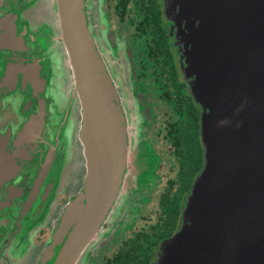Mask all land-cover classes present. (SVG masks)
Segmentation results:
<instances>
[{
    "label": "water",
    "instance_id": "95a60500",
    "mask_svg": "<svg viewBox=\"0 0 264 264\" xmlns=\"http://www.w3.org/2000/svg\"><path fill=\"white\" fill-rule=\"evenodd\" d=\"M157 2L179 81L200 112L203 162L148 264H264V0ZM105 5L0 0V264H88L109 245L99 238L124 199L129 104L136 135L145 105L134 50L110 31ZM26 91L37 111L28 100L25 120ZM75 161L84 172L72 194ZM31 214L51 236L37 256L18 258L14 238L32 248L45 226L27 225Z\"/></svg>",
    "mask_w": 264,
    "mask_h": 264
},
{
    "label": "trees",
    "instance_id": "16d2710c",
    "mask_svg": "<svg viewBox=\"0 0 264 264\" xmlns=\"http://www.w3.org/2000/svg\"><path fill=\"white\" fill-rule=\"evenodd\" d=\"M105 9L117 24L120 37L124 35L134 50L136 76L133 81L140 83L145 79L144 85L157 84L160 87H153L155 100L158 101L157 113H160L156 130L163 141L168 140L172 144L178 156L181 183H171L170 187L174 186L172 192L162 194L160 213L155 217L154 227L148 235L141 238L139 233H132V238L122 242L116 251L113 250L115 247L109 248L112 251L107 256L95 260L102 261L101 264H148L153 247L170 237L175 230L180 202L202 166L200 112L186 93V85L179 82L157 0H106ZM166 105H170L171 110Z\"/></svg>",
    "mask_w": 264,
    "mask_h": 264
},
{
    "label": "flooded vegetation",
    "instance_id": "af4514ba",
    "mask_svg": "<svg viewBox=\"0 0 264 264\" xmlns=\"http://www.w3.org/2000/svg\"><path fill=\"white\" fill-rule=\"evenodd\" d=\"M105 7H106V5H105ZM49 69H50V67L47 65V66H45V68L42 69V71H43V73H47V72H49ZM52 69H54V65H53ZM134 76H136V73L133 75V78H134ZM32 77H35V76H32ZM182 84H184V83H182ZM135 85L138 89V92L141 93L143 96L142 103L145 106H144L142 113H144L146 116L145 112H147L149 110L148 102L152 103L153 112H154V115L149 116L148 118H146L145 120H143L141 122V128H142L143 132L141 133V135H137V137H138V147H137L138 151L140 152V147L141 148L146 147L148 149V154H150V157H148L149 160H151L152 163L157 164V169H156V171H153V176H148V178L145 179L144 181L142 179H140V181L138 182V189L139 190H145L146 189V191L150 194V196L145 197V196H142V194H140V195H138V200L134 201L135 203H133V200H132L133 197H132V199H130V202H131L130 206H127L124 209L126 211H128V209L130 208L128 211L129 212L128 216L130 215V218H134V219L130 220L125 213L124 214V222L121 223L120 220H118V222L113 220L111 230H118L117 225H121L119 230H121L122 233L119 232V230H118L115 232V236L112 238V236L107 235V232L103 234V231H102L101 237L99 239L100 240H107V238H110V240L106 241L107 244H109V245H104V248H103V251L101 252V254L97 257L92 256L90 258L88 264H92L93 258L96 259V258L102 256L103 253H105V250H108L109 248H112V247H116L119 244L121 245L122 244L121 242H124L127 239H131L132 233H135V234L139 233V236L141 238H144L145 235H148V233H150L151 229H153L154 226H150V227L148 226L150 220H149L148 216H146V213L143 214L144 213L143 208H145L148 203L150 204L152 202L153 199L151 200V198L155 194L154 190L159 187L158 186L159 179H165L164 183L166 184V182H167V185L169 184V186L171 183H175L174 185H177L180 182L179 175H178L179 174L178 171H179V167H180L178 165V159H177L178 156L175 155V150H173L172 144L168 140L163 141V138L158 136V131L156 130L157 120H159V114L160 113L159 114L157 113L158 101L155 100L153 87H154V85H156L157 88H160V87L157 84H149L148 86L145 85V87H140L136 83H135ZM185 91L187 93L186 86H185ZM33 96H34V91H26L24 96L21 97L20 102L24 104V111L27 108L28 100H32L34 102V106H35L36 99ZM160 96H162V94H160ZM32 98H34V99H32ZM166 107L171 110L170 105H166ZM35 108H36V106H35ZM34 110L37 111V108L36 109L33 108V111ZM28 115H29V110L27 112L26 111L24 112V119L25 120H26V116H28ZM57 115H58V113H57ZM167 148H168V150L166 151V153H163L162 151L167 149ZM144 150H146V149H144ZM159 150L161 151L162 154H160ZM151 151L154 155V160H152ZM73 154H74V150H73ZM162 155H163V157H162ZM80 162H81V160H80ZM168 166H172L173 172L171 170H169V172H167ZM173 176H174V178H173ZM153 179L155 180V182L151 181ZM177 179H178V181H177ZM172 188L174 189L173 184L170 187V189H168L170 193L172 192L171 190H173ZM164 192H165V189L163 190L162 194H166V192L165 193ZM161 196L159 197V201H158L159 207H160ZM62 197H63V195L58 197V202L60 204H61V201H63ZM132 204H133V206H131ZM31 217H32L31 219L28 218L26 220L27 225H45V226H43V228H39L37 230V232L34 234L33 240H34L35 244L32 248H31V245L28 247L29 243L27 244V246H22L23 243H22V240L20 238L25 240L24 237L18 236L17 238L16 237L14 238V242L13 241L12 242L14 243V245L16 247V248H14V250H16L18 258H29L30 259L35 255L37 256L38 253L36 251H37L38 247L41 246L44 242H47L51 236L50 228L48 226H46L49 224L47 220L43 223H38L39 216L31 214ZM113 217H115V215H113ZM125 219H128L129 221H126ZM141 222H143V224L140 225ZM145 222H146V224H145ZM108 223L104 225L105 229L109 228ZM142 225H143V227L141 228ZM145 225H147V226L145 227ZM110 232H112V231H110Z\"/></svg>",
    "mask_w": 264,
    "mask_h": 264
},
{
    "label": "rangeland",
    "instance_id": "374dc122",
    "mask_svg": "<svg viewBox=\"0 0 264 264\" xmlns=\"http://www.w3.org/2000/svg\"><path fill=\"white\" fill-rule=\"evenodd\" d=\"M104 10L106 11L105 6H104ZM109 23H110V27H109L110 31L114 32L120 39H122L124 42H126L128 45H130L128 43L127 39L124 37V35H121V37H120V35H119L120 31H119V29L117 27V24L112 21L111 17H109ZM101 27H102L103 30H105L106 29V24H102ZM133 63H134V61H133ZM53 74H55V72ZM144 82H145V79H142V81H140V83L135 81V83H137V85H139L140 87L145 86ZM159 84H161V82H159ZM63 90H64V88H63ZM142 100H143V97H142L141 101ZM130 101H132V98L128 99V102H130ZM129 105L134 111L132 113V119L131 120L133 122H131V130H130V133H131V155H130V163H129V169H128V173H127V179H126V183H125L126 186L124 187V193H123L124 199L123 200L121 199L120 204H118V206H117V210H116L117 214L112 219V221L115 220L117 222L119 220V217L122 218V216L125 213L128 216V214H129L128 211H129L130 208L128 209V211H126L124 208L126 206H130L131 202L128 201L129 199H132V197H133L132 200H133V203H135L134 201L138 200V195H140V194H142V196H145V197H147V196L149 197L150 196V194L146 191V189L145 190H139L138 189V181H140V179H142L144 181L145 179L148 178V176H153V171H156V169H157V164L152 163V161L149 160L148 157H150V154H148V149L146 147L145 148H143V147L141 148L140 147V152L138 151V148H137L138 147V140L136 139V137H137V135H136L137 114H136V111H135V107L133 106V103L129 104ZM148 106H149L150 109L147 112H145L146 116H145L144 113H141L139 115L142 120H145L149 116L154 115L152 103L148 102ZM75 111L77 112V109ZM75 122H76V119H72V123H75ZM144 149H146V150H144ZM75 150L76 149H74V156L76 155V151ZM167 150H168V148L163 150L162 152L166 153ZM159 152H160V154H162L160 150H159ZM77 153H78V155H76V158H77V156H80L79 151H77ZM151 156H152V160H154V155H153L152 151H151ZM162 157H163V155H162ZM77 161H75V165L77 166V168L74 171V176L70 180V184H69V187L67 189V191L69 193H72V194L79 190L80 183H81V177H80L81 176V172H84V170H83V168L81 166L82 164H79V166H78L77 165V163H78ZM169 170L172 171V166H168L167 167V172H169ZM78 172H79V178H78ZM138 177L140 178L139 180H138ZM173 178H174V176H173ZM164 180L165 179H159L158 186L160 188L158 187V188H156L154 190L155 194L154 195L152 194L153 195V197L151 198V200L153 199L152 202L150 204L148 203L146 205V207L143 208V210H144L143 214L146 213V216H148V218L150 219V222H149V225H148L149 227L152 226L153 221L155 220V217H157V215L160 213V207L158 205L159 197L162 195L164 189H165V192H168L169 191L168 189H170L169 184L167 185V182L165 184ZM151 181L155 182L154 179L151 180ZM66 198H67L66 194H64L63 197H62L63 201H61L60 205H62L66 201ZM131 206H133V204ZM128 218L130 220L134 219V218H130V215L128 216ZM125 220L129 221L128 219H125ZM112 221L108 223L109 224V228L103 230V234L106 233L107 230L112 229ZM141 224H143V222H141L140 225ZM146 226L147 225H145V227ZM142 227H143V225L141 226V228ZM107 240H110V238H107ZM107 240H105V241H107ZM119 245H117L115 247V249H113V250L116 251L118 249V247H121ZM105 251L106 252L103 253V255H102L103 258L105 256H107V253L109 254L112 250L109 251V249H108V250H105ZM93 259L94 260H93L92 264H101L102 263V261H100V260L96 261L95 258H93Z\"/></svg>",
    "mask_w": 264,
    "mask_h": 264
}]
</instances>
